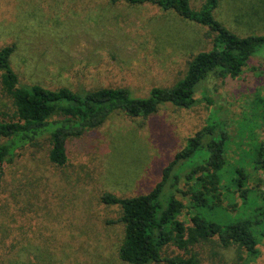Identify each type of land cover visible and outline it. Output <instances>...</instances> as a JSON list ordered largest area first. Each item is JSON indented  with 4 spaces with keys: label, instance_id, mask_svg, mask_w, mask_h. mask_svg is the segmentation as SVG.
Listing matches in <instances>:
<instances>
[{
    "label": "rangeland",
    "instance_id": "obj_1",
    "mask_svg": "<svg viewBox=\"0 0 264 264\" xmlns=\"http://www.w3.org/2000/svg\"><path fill=\"white\" fill-rule=\"evenodd\" d=\"M201 1L190 4L198 9ZM214 15L237 35L264 34V0H219ZM212 36L206 26L151 3L0 0V49L13 45L10 65L22 85L77 93L126 87L146 97L152 87L181 79L191 57L212 48ZM13 110L0 82V119ZM209 115L224 122L226 145L221 187L206 212L225 224L251 221L258 252L249 256L215 239L192 252L200 264H264V164H255L264 139V52L236 77L208 76L190 107L164 103L146 118L113 113L68 141L64 165L49 161L47 137L17 149L1 165L0 264H129L119 258L121 208L102 194L150 191ZM236 169L242 187L233 184ZM183 202L179 218L188 222L190 205ZM164 254L185 252L169 246Z\"/></svg>",
    "mask_w": 264,
    "mask_h": 264
},
{
    "label": "trees",
    "instance_id": "obj_2",
    "mask_svg": "<svg viewBox=\"0 0 264 264\" xmlns=\"http://www.w3.org/2000/svg\"><path fill=\"white\" fill-rule=\"evenodd\" d=\"M151 3L180 17L204 25L213 34V46L199 51L187 63L184 76L169 87H152L146 97L132 96L126 87H100L77 93L67 87L50 89L39 84L22 85L10 65L13 45L0 49V82L11 98L13 113L0 119L1 165L10 163L15 151L47 137L48 159L54 165L67 161L70 139L94 129L116 112L144 118L155 113L161 104L190 107L195 102L198 85L208 76L236 77L250 58L264 52V34L237 35L230 31L214 11L219 0H202L198 9L190 0H129ZM226 145L224 122L213 115L187 140L163 168L160 180L147 193L117 197L103 193L101 200L121 208L124 239L119 258L129 264H200L192 252L202 242L215 239L223 248L236 246L249 256L258 252V237L248 219L225 224L206 212L211 198L221 187L220 171ZM264 164V139L257 148L255 164ZM233 184L242 187V169ZM186 202L190 205L188 222L179 218ZM185 255H165L169 247ZM240 258L242 256H239ZM36 264V263H32Z\"/></svg>",
    "mask_w": 264,
    "mask_h": 264
}]
</instances>
